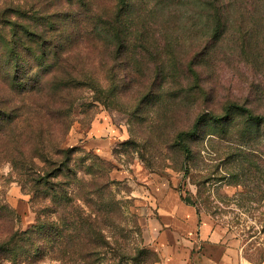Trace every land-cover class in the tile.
Segmentation results:
<instances>
[{
  "label": "rangeland",
  "instance_id": "1",
  "mask_svg": "<svg viewBox=\"0 0 264 264\" xmlns=\"http://www.w3.org/2000/svg\"><path fill=\"white\" fill-rule=\"evenodd\" d=\"M260 117L264 0H0V240L46 222L44 253L18 264H196L218 247L264 264ZM250 119L259 136L236 143ZM196 123L188 157L177 136Z\"/></svg>",
  "mask_w": 264,
  "mask_h": 264
},
{
  "label": "trees",
  "instance_id": "2",
  "mask_svg": "<svg viewBox=\"0 0 264 264\" xmlns=\"http://www.w3.org/2000/svg\"><path fill=\"white\" fill-rule=\"evenodd\" d=\"M222 28L223 27L221 22L218 21L217 26L215 28V35H217L219 31L222 30ZM222 32L223 30L220 32L219 35H221ZM13 79L15 80L16 78ZM230 111L240 112L241 114L243 113L250 114V110L245 105H240L239 103L236 102L230 103L227 113H229ZM260 118L262 119V125L264 126V117H260ZM209 119L220 120L221 118L212 114L210 115ZM256 119H258V117H256ZM247 123L250 127L245 126V130L243 131V133L242 134L239 133L238 135L236 134V137H234L236 143H239L241 145H248L251 144L250 142L252 140H255L259 136L257 133L258 136L253 137V135L256 134V131H254L252 128V120L250 119L249 121H247ZM197 132H198V125L196 123L191 129L187 131H182L177 136L182 148L184 149V153L188 157L192 156V151L191 148L185 143V139L186 137L195 136ZM263 138H264V133H263ZM62 150L63 149H59V151L61 152ZM59 151L57 149L55 153L63 156ZM248 154L246 153V151L239 149L237 152L229 153L227 157L230 158L231 160L248 159L250 161ZM181 198L186 204L197 206L198 213L200 212L198 205L199 204L198 198L194 199V197H192V194L186 196L181 194ZM70 202H71V198L67 197L66 204H70ZM72 215L74 217L80 216L75 212L72 213ZM1 216H4L7 220H11L14 217V213L12 211L9 212V209L6 204L0 203V217ZM46 228H47L46 222H44L42 224L36 225L32 230L31 229L25 231L16 230L7 234L8 236L6 238L0 240V263H2V260H9L14 264H18L21 261L29 260V258H31L32 256L33 258H37L40 255H42L44 253L42 251L43 245H41L39 241H35L34 239L35 237H40L41 234L46 230ZM60 228H64V226L59 227L56 222L51 221L48 230H50L54 235L57 236L61 234L62 230H60Z\"/></svg>",
  "mask_w": 264,
  "mask_h": 264
},
{
  "label": "crops",
  "instance_id": "3",
  "mask_svg": "<svg viewBox=\"0 0 264 264\" xmlns=\"http://www.w3.org/2000/svg\"><path fill=\"white\" fill-rule=\"evenodd\" d=\"M209 231L207 227H202L201 229V239H210L214 240L215 235L212 234V238H209ZM216 241V240H215ZM208 246L210 244L208 243ZM223 251L221 247H218L214 251H208L204 250V253L198 254V257H196V264H246L244 262H241L240 260H234L233 258L229 257L227 253L223 254Z\"/></svg>",
  "mask_w": 264,
  "mask_h": 264
}]
</instances>
